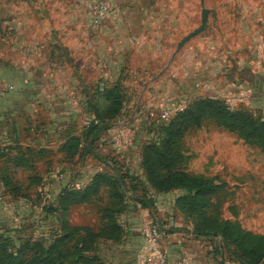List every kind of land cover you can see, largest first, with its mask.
<instances>
[{
  "label": "rangeland",
  "instance_id": "obj_1",
  "mask_svg": "<svg viewBox=\"0 0 264 264\" xmlns=\"http://www.w3.org/2000/svg\"><path fill=\"white\" fill-rule=\"evenodd\" d=\"M178 2V11L170 22L155 30L156 36L151 42L137 46L140 54L138 59L131 56L128 60H107L101 62V65L97 62L93 66L88 61L73 59L74 53L83 55L89 46L68 43L76 37V29L73 27L76 19L69 12L71 0H0V8L3 7L6 12L0 17V35L6 39H9L8 6L14 4L24 8L26 3L48 4L50 27L63 26L64 51L66 59H69L64 61L63 77H37V92L32 94L31 100L24 105L22 99L19 112L3 116L4 121H0V168L8 164L12 154H24L28 142L33 145L39 143L36 145L39 146L40 139H49L46 138V133L49 132L47 128H50V124L47 122L50 118L58 116L63 120L59 140L69 141L74 137L79 140V155L73 158L47 150L44 158L54 164L49 171L51 173L48 174L44 166H41L42 172L38 167L28 171L31 178L40 176L39 186L24 185L26 174L15 169L10 172L11 178L17 179L16 184H21V187L16 188L13 183L9 186L0 183V235H5V241L11 248L21 240L50 239L60 228L62 216L54 211H47L45 203L49 202L47 198L54 190L53 184L61 179L59 175L62 172L61 169L57 172V167L67 169L69 181L66 176L64 182L73 184V177L80 175L85 162L92 159L85 150L95 133H91L92 127L99 123L95 112L103 90L117 88L122 109L113 118L104 119L108 128L104 129V125H99L102 129L95 140L117 124L124 123L134 131L135 142L139 146L157 141L162 135V128L171 120L163 121L161 113L165 108L181 101L186 106H192L199 100H221L232 110H244L254 118L264 119V93L250 92L249 71L245 67L249 64L250 57L264 54V47L256 49L257 54L250 49L256 34L260 35L259 40L264 41V28H251L247 21L248 14L241 13V9L249 6L253 8L258 0H204L205 7L214 10L215 15L209 14L203 31L189 39L169 63L177 44L200 24V0ZM87 14L88 17L81 19L82 22L89 18V11ZM36 16L39 19L40 14ZM38 25L37 22L33 28V36H37L35 40L40 36ZM52 50L54 49L49 46L48 53ZM41 63L46 64L49 70L55 67L54 61L37 60L33 65L40 68ZM42 84L43 87L47 84L49 97L41 98L45 94L44 89L40 90ZM58 86L63 89V102L58 109H54L51 100L54 94L51 95V92L55 93ZM72 98H81L83 104L76 99L74 105ZM68 100L71 101L70 104ZM53 131L54 128H51L50 133ZM180 151L183 156L181 169L185 173L207 178L223 187L212 197L206 210L210 220L238 223L245 231L264 235V143L246 140L220 126L217 120L205 118L200 126L191 128L183 136ZM1 154L5 155L1 157ZM36 154L31 158L32 162L36 160L33 163H38L40 158V153ZM115 166H118L116 162L109 165L108 170ZM50 175L54 179H49ZM144 193L142 191L140 196H146ZM106 202L107 193L103 189L91 202L73 212L74 221L97 231L102 230L105 223L100 221V216ZM24 208L27 211L24 212ZM86 210L90 211L89 217H83ZM150 211L154 216L153 205ZM118 218L121 220L119 216ZM189 227L193 228L190 222ZM123 238L124 236L118 243L99 241L94 250L85 252L82 256L91 261L89 264H122L118 260L127 249ZM7 243L3 245L9 246ZM111 252L117 254L113 263L110 261ZM144 252L143 247L139 252H125L128 253L125 255L128 256L125 264H144ZM227 253L231 259L236 258L232 252L227 250ZM73 260L74 258L66 259V264H75Z\"/></svg>",
  "mask_w": 264,
  "mask_h": 264
},
{
  "label": "crops",
  "instance_id": "obj_2",
  "mask_svg": "<svg viewBox=\"0 0 264 264\" xmlns=\"http://www.w3.org/2000/svg\"><path fill=\"white\" fill-rule=\"evenodd\" d=\"M91 1L71 0L69 12L76 19L73 26L76 29V37L68 43L79 46L87 44L89 49L86 48L88 50L86 53L83 55L74 53V58H72L77 61H88L93 66H96L97 62L101 65V62H107V60H128L131 56L138 59L140 54H138L137 46L147 44L151 42V39L155 38V30L161 29L162 25H167L170 22L172 16L178 11L179 3L178 0H110L114 11L103 18L97 29H92L89 27V18H86V21H81V19L88 17L87 12ZM6 11L9 14V39L0 35V85L11 89L3 97H0V121H4V115L12 116L19 112L23 102L21 101L22 99H24V105L31 100L32 94L37 92L35 83L37 77L40 79L49 76L63 77L65 75L64 61H69V59H66L64 51L63 26L50 27V7L48 4L31 5L26 3L24 8L11 4ZM3 13L6 12L1 7L0 17ZM38 13L40 14L39 19L36 16ZM241 13L248 14L247 21L250 23L251 28L256 26L264 28V0H258L253 8L249 6L247 9H241ZM37 22L40 28L39 42L35 40L37 36H33V28ZM259 37L260 35L256 34L252 39L253 44H251L250 49L254 50V53L256 49L264 47V41L259 40ZM49 46L54 49L51 53H48ZM37 60L41 62L54 61L55 67L49 70L46 64L43 65L41 63L40 68H38L33 65ZM245 67L249 71L250 92L254 94L257 91L264 93V54L250 57L249 64ZM45 86L43 87V84L40 86V90L44 89L43 92L45 93L41 98L49 97L48 92L50 90L47 84ZM52 94H54L51 96L54 109H58L61 106L60 103L63 102L62 87L58 86L56 92H51ZM76 99L83 104L81 98H72L74 105L76 104ZM41 102L44 103L45 101L41 100ZM68 103L70 104L71 101L69 102L68 100ZM32 119L30 121L33 123L34 120ZM41 121L43 122V120ZM47 123L50 124V128H47L49 132L46 133L48 134L46 138L49 137V139H40L41 144L39 146H36L39 143L33 145L28 142L23 156L24 158H29L30 155L40 153V158L37 160L38 163H35V167H38L42 172L41 166H44L46 168L45 171L49 174L54 164L44 158V154L50 149L56 154L64 155L60 150L64 141L63 139L59 140L58 135L60 126H63V120L57 116V118H50ZM122 124L124 123L117 124L113 129L107 130V133L104 132L105 134L98 136L97 140L92 143L90 151L87 150L88 155L92 159L89 162H85L84 167L80 169V175L73 177L75 179L73 184L64 182L66 176L69 181V174L66 173L67 169L57 167V172L61 169L62 174L59 175V178L62 180L55 181L56 183L53 184L55 186L54 190L50 193V197L47 198L49 202L47 201L48 203H45V205L52 204L63 187L71 186L75 189H81L86 187L97 173L114 174L116 170H119L129 176L126 184L127 187L131 186L134 188V191H131L134 195L127 194L128 199L125 201V209L119 215L121 220L118 218L119 224L124 230L123 239H125V247L127 248L123 251V257H119L120 260L118 262L125 264L127 261L125 259L128 257L125 255L139 252L142 247L145 249L144 259L148 254L140 226L142 218L145 216L151 218L152 214L150 210L142 208L136 201L142 191L145 190L146 198L154 206L155 214L153 218L160 231L159 245L166 255L167 264H241L237 259L234 260L229 257L227 249L220 244V238L210 241L207 238L198 237L190 229L189 222L175 207V199L181 194L179 190L158 193L148 185L141 166L143 145L139 146L134 141V145L126 150L122 156L115 153L109 140L115 130ZM51 128H54L52 133H50ZM3 155L5 154H1V157ZM17 155V153L12 154L10 159ZM114 162L118 166L108 170V166ZM25 164L27 165V163ZM28 165L31 166L32 162H28ZM6 166L10 172H13V169L25 170L22 166H16L13 161H8V164L3 165L1 168L4 169ZM63 171H65V174ZM49 177V179H54L53 175ZM24 179V185L27 186L31 183L27 176ZM16 181L17 179H14L12 183L16 184ZM0 183H3L1 173ZM82 205L85 204L71 207L62 219L73 227L87 226L78 224L73 218V212H76L77 208ZM25 211L27 210L25 209ZM89 214L90 211L86 210L83 217H89ZM231 249L234 248L231 247ZM125 252L128 253L125 254ZM116 255V252H111V263L115 261ZM261 264H264V260Z\"/></svg>",
  "mask_w": 264,
  "mask_h": 264
},
{
  "label": "trees",
  "instance_id": "obj_3",
  "mask_svg": "<svg viewBox=\"0 0 264 264\" xmlns=\"http://www.w3.org/2000/svg\"><path fill=\"white\" fill-rule=\"evenodd\" d=\"M121 109L122 103L117 88L103 90L99 107L95 112V118L99 123L92 127L91 133L93 134L99 125H104V129H107L108 123L104 119L113 118ZM205 118L217 120L220 126L246 140L264 143V119L254 118L244 110H232L221 100L220 102L213 99L199 100L176 114L162 128L159 140L142 146L141 166L146 181L158 193L173 190L183 192L175 199V207L192 224V230L198 237H204L210 241L220 238V244L235 254L234 260L237 259L241 264H261L264 260V235L245 231L238 223L210 220V216L206 213L212 197L223 189L222 185L200 176H190L181 169L183 161L180 151L181 140L188 130L200 126ZM60 150L68 158L79 155L78 138L64 141ZM86 154L89 153L86 152ZM34 156L37 154L30 155L29 160L22 154L10 160L16 166L25 168L23 171L31 181L29 185L32 187L39 186L41 182L39 175L32 178L28 175V171L35 169L33 162L36 160L32 162L31 159ZM28 162H32V165L29 166ZM0 173L4 185H11L13 178L9 168L7 166L4 169L1 168ZM127 180L129 176L116 170L114 174L97 173L90 183L81 189L71 186L63 187L53 203L46 205L47 211L59 213L64 218V214L71 207L91 202L105 189L107 202L100 216V221L105 223L104 228L97 231L88 226L73 227L62 219L60 228L50 239L21 240L12 248L5 241L7 239L5 235L1 234L0 264H66V259L70 258H74L75 264L79 262L89 264L91 261L83 257V253L94 250L99 241L118 243L123 237L118 216L125 209L127 194L134 195L133 192L131 193L134 188L127 187ZM17 185L16 188L21 187ZM136 201L142 208L151 210L152 204L146 196H139ZM151 218L154 220L153 216ZM3 243L9 246H4Z\"/></svg>",
  "mask_w": 264,
  "mask_h": 264
},
{
  "label": "built area",
  "instance_id": "obj_4",
  "mask_svg": "<svg viewBox=\"0 0 264 264\" xmlns=\"http://www.w3.org/2000/svg\"><path fill=\"white\" fill-rule=\"evenodd\" d=\"M113 11L110 0H92L89 6V27L97 29L103 18ZM10 89V87L0 85V97H3ZM185 107V102L181 101L172 107L165 108L161 113V119L168 121L179 112H182ZM109 141L115 153L122 156L126 150L134 145L135 133L127 128L125 124H122L115 130ZM140 231L148 252L144 264H167L166 255L159 245L160 231L156 222L148 216L143 217Z\"/></svg>",
  "mask_w": 264,
  "mask_h": 264
},
{
  "label": "water",
  "instance_id": "obj_5",
  "mask_svg": "<svg viewBox=\"0 0 264 264\" xmlns=\"http://www.w3.org/2000/svg\"><path fill=\"white\" fill-rule=\"evenodd\" d=\"M200 6H201V10H200V24L199 26L194 29L193 31H191L190 33H188L186 36H184L181 41L177 44L175 51L173 52L171 59L169 61V63L173 60V58L175 57V55L181 50V48L185 45V43L193 38L194 36L198 35L199 33H201L203 31V29L206 27L207 25V20H208V16L209 14H212L213 16L215 15V11L208 9L205 7L204 4V0H200ZM168 66V65H167ZM167 68V67H166ZM165 70V69H164ZM164 70L160 73L162 74L164 72ZM156 78V77H155ZM154 78V79H155ZM102 129V126H100L95 133L93 134V136L90 138V140L88 141L87 144V150L90 151L92 143L94 142L97 134L100 132V130Z\"/></svg>",
  "mask_w": 264,
  "mask_h": 264
}]
</instances>
